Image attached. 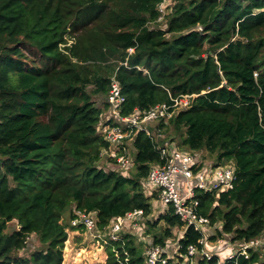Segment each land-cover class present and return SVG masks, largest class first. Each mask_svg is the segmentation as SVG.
Here are the masks:
<instances>
[{"label": "trees", "instance_id": "trees-1", "mask_svg": "<svg viewBox=\"0 0 264 264\" xmlns=\"http://www.w3.org/2000/svg\"><path fill=\"white\" fill-rule=\"evenodd\" d=\"M162 1L0 0V264H64L69 231L89 232L71 225L77 210L107 233L99 264H148L157 245L169 264H218L201 255L202 237L264 238V0H165L159 20ZM114 76L123 116L191 95L171 117L144 123L153 137L134 129L124 169L103 156L105 129L128 128L109 102ZM170 128L192 152L235 171L233 188L196 189L209 219L202 229L170 204L152 205L159 189L149 175ZM137 209L139 224L110 239L117 218ZM32 234L42 247L27 251ZM247 252L222 264H264L262 249Z\"/></svg>", "mask_w": 264, "mask_h": 264}, {"label": "built area", "instance_id": "built-area-1", "mask_svg": "<svg viewBox=\"0 0 264 264\" xmlns=\"http://www.w3.org/2000/svg\"><path fill=\"white\" fill-rule=\"evenodd\" d=\"M159 10L162 13L159 17L160 20L166 12L165 0L159 4ZM133 50V48L129 49L130 52ZM190 99L191 95H183L181 97L172 98V103H161L142 113L137 112L130 116H123L121 115V105L125 102V96L122 94L121 86L114 76L112 78L109 102L111 103L113 114L127 123L128 128L116 125L105 129L104 135L106 140L110 143V147L103 151V156L108 151L110 156L116 159L121 169L126 168L132 162L126 140L130 139L134 133V129L145 130L147 134L153 137L144 123L163 117H171L174 113L180 111L181 108L188 106L190 104ZM158 149L163 162L151 169L149 180L159 189L160 201L172 205L175 209V213L179 215L181 220L188 226H193L197 230L202 229L209 223V219L198 213L197 208L199 200L196 197V189L217 190L233 188L236 180L234 168L232 166H218L215 170L195 172L194 166L201 164L200 159L196 155L191 153L184 154L167 142L158 146ZM181 176L185 178L184 182H182ZM195 177L197 179V184L192 185L191 179ZM143 213L142 209H137L128 213L126 216L118 217L110 227V239L117 240L120 231L129 221L132 222L134 226H137ZM71 225H83L87 230H93L97 226L96 220L81 210L76 211V217L71 221ZM106 235L107 233L105 232H99L95 237L100 241L103 239V241L107 243ZM223 240L224 239H220L221 242ZM205 242V237L199 240V243L203 245L201 255L210 259L214 255L205 249ZM249 248H260L264 252V238H256L249 242H245L239 249L233 252V254H230L226 260L234 258L237 253L247 255ZM163 251L164 248L160 245L148 248L146 252L148 264H168V258L163 256ZM197 251L198 248L195 245H190L188 247L186 257L192 263V259ZM222 263H224V261H218V264Z\"/></svg>", "mask_w": 264, "mask_h": 264}, {"label": "rangeland", "instance_id": "rangeland-1", "mask_svg": "<svg viewBox=\"0 0 264 264\" xmlns=\"http://www.w3.org/2000/svg\"><path fill=\"white\" fill-rule=\"evenodd\" d=\"M102 100H98L99 105L102 104L101 102ZM103 106V105H102ZM104 107V106H103ZM146 123V122H145ZM166 138H165V142L164 143H169L171 146H175V148L179 151H181L184 154L187 153H191L196 155L199 159H200V153L197 151L192 152L187 145L185 144H181V138L178 137L179 134L175 135V132L172 131V128H170L168 131L163 133ZM164 135H162L161 137H164ZM127 145L129 146V150H130V155L132 157V160H134V152L135 150L132 147L131 141L130 140H126ZM104 158L109 160L110 158H114L112 156H110V153L107 151L104 154ZM202 160L205 161H210V164L208 165L210 170H215L218 166L215 164V160L213 158L207 157V158H202ZM200 159V161H201ZM220 166H225V165H220ZM191 184L192 185H196L197 184V179L196 177L191 179ZM185 186V185H184ZM152 205L154 208V211L156 212V206L160 207L163 204L156 198L152 199ZM16 221L15 222H11L9 224V231L13 230L14 228L17 227L16 225ZM162 224V229L164 228L165 224L164 222H159L158 223V227L153 228V229H159L161 227ZM176 229V228H174ZM179 228L176 229V231H174V234L172 238H174L173 242H176L177 238L180 235V229ZM81 232H76V233H70L69 231V238L66 241L65 244V248H64V264H99L102 263L103 261H101L103 258L98 256V253H102L105 252L104 248L101 247V245H103L102 242H100L97 238L94 240H90V237L88 236V234H84L83 236H81L80 234ZM182 234V233H181ZM144 238L143 241H148V238L146 239L145 236H141ZM29 249L27 251H32V249H37V248H41L42 244L41 242L37 239V237L35 236V234L31 235V238L29 239ZM105 245V244H104ZM176 263V262H175Z\"/></svg>", "mask_w": 264, "mask_h": 264}, {"label": "crops", "instance_id": "crops-1", "mask_svg": "<svg viewBox=\"0 0 264 264\" xmlns=\"http://www.w3.org/2000/svg\"><path fill=\"white\" fill-rule=\"evenodd\" d=\"M175 147V146H174ZM201 159V157H200ZM210 164V161H205V160H202L201 159V164L198 165V166H202L201 170H198V171H209L210 168H209V165ZM181 180L182 182L185 181V178L183 176H181ZM160 200V199H158ZM161 202V201H160ZM162 203V202H161ZM89 232L86 233V232H82V231H79V230H72L70 231V233H76V232H81V236H83L85 233L88 234V236L90 237V240H94L96 239L95 235L98 234L99 232L96 231V229H93V230H88ZM140 233V232H139ZM139 233L137 234L139 236ZM182 233V232H181ZM182 236V234H181ZM146 238V237H145ZM140 239L143 241L144 238L141 237L140 235ZM147 239V238H146ZM99 240V239H98ZM100 241V240H99ZM101 242V241H100ZM146 242V241H144ZM243 245V243H229L227 242L226 240H223L222 242L220 241V239H218L217 241L215 242H211V241H207L205 242V249L207 251H209L210 253H212L214 256L217 255L218 256V259L221 260V261H225L226 258L230 255V254H233V252H235L237 249L240 248V246ZM101 247L104 248L105 252H102V253H98V256L102 257L103 259L101 261H103L102 263H105L106 262V259H107V252H106V249H105V245H101ZM174 254V251L172 253L169 254V256H173ZM176 262V261H175ZM87 264V263H86Z\"/></svg>", "mask_w": 264, "mask_h": 264}, {"label": "water", "instance_id": "water-1", "mask_svg": "<svg viewBox=\"0 0 264 264\" xmlns=\"http://www.w3.org/2000/svg\"><path fill=\"white\" fill-rule=\"evenodd\" d=\"M195 30L202 31V28L201 27H197Z\"/></svg>", "mask_w": 264, "mask_h": 264}, {"label": "bare ground", "instance_id": "bare-ground-1", "mask_svg": "<svg viewBox=\"0 0 264 264\" xmlns=\"http://www.w3.org/2000/svg\"><path fill=\"white\" fill-rule=\"evenodd\" d=\"M169 264V263H168ZM174 264H178V263H174Z\"/></svg>", "mask_w": 264, "mask_h": 264}]
</instances>
